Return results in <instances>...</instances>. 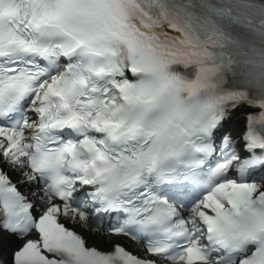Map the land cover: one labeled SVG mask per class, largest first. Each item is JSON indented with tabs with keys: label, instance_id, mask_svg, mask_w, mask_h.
I'll list each match as a JSON object with an SVG mask.
<instances>
[{
	"label": "snow or ice",
	"instance_id": "snow-or-ice-1",
	"mask_svg": "<svg viewBox=\"0 0 264 264\" xmlns=\"http://www.w3.org/2000/svg\"><path fill=\"white\" fill-rule=\"evenodd\" d=\"M0 264H264V0H0Z\"/></svg>",
	"mask_w": 264,
	"mask_h": 264
},
{
	"label": "bare ground",
	"instance_id": "bare-ground-1",
	"mask_svg": "<svg viewBox=\"0 0 264 264\" xmlns=\"http://www.w3.org/2000/svg\"><path fill=\"white\" fill-rule=\"evenodd\" d=\"M239 121L240 120L238 119V117H236V122L239 123ZM232 127L234 128L235 126H232Z\"/></svg>",
	"mask_w": 264,
	"mask_h": 264
}]
</instances>
